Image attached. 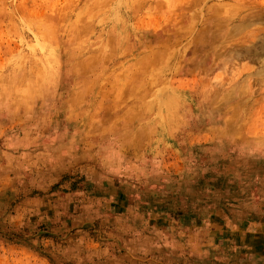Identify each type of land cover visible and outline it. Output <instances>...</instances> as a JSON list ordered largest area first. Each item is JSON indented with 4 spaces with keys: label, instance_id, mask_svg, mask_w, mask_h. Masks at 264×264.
I'll use <instances>...</instances> for the list:
<instances>
[{
    "label": "rangeland",
    "instance_id": "obj_1",
    "mask_svg": "<svg viewBox=\"0 0 264 264\" xmlns=\"http://www.w3.org/2000/svg\"><path fill=\"white\" fill-rule=\"evenodd\" d=\"M0 264H264V0H0Z\"/></svg>",
    "mask_w": 264,
    "mask_h": 264
}]
</instances>
